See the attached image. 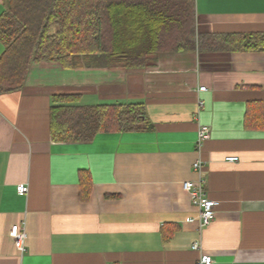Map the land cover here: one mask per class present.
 <instances>
[{
	"label": "crops",
	"instance_id": "0c3cea01",
	"mask_svg": "<svg viewBox=\"0 0 264 264\" xmlns=\"http://www.w3.org/2000/svg\"><path fill=\"white\" fill-rule=\"evenodd\" d=\"M194 6L199 33L264 32V0ZM60 93L79 94V104L142 102L148 127L53 140L49 109ZM247 114L262 126H245ZM197 159L217 201L204 228L183 188L199 177ZM81 170L91 178L86 200ZM20 222L24 252L10 235ZM201 254L264 264V50L166 52L142 68L41 61L21 89L0 91V264H196Z\"/></svg>",
	"mask_w": 264,
	"mask_h": 264
},
{
	"label": "trees",
	"instance_id": "16d2710c",
	"mask_svg": "<svg viewBox=\"0 0 264 264\" xmlns=\"http://www.w3.org/2000/svg\"><path fill=\"white\" fill-rule=\"evenodd\" d=\"M194 0H4L0 13V91L23 87L41 61L63 67L142 68L158 54L189 50H264V32L196 30ZM79 94L51 97L53 140L85 142L99 132L148 127L142 102L79 104ZM263 118L245 126L261 127ZM80 198L90 193L87 170L79 171Z\"/></svg>",
	"mask_w": 264,
	"mask_h": 264
},
{
	"label": "built area",
	"instance_id": "2783aa9c",
	"mask_svg": "<svg viewBox=\"0 0 264 264\" xmlns=\"http://www.w3.org/2000/svg\"><path fill=\"white\" fill-rule=\"evenodd\" d=\"M205 86H199V90H205ZM209 136L208 126H203L200 128L198 133L197 146L200 148L202 141ZM226 161L236 162L238 161V156L229 155L225 157ZM203 165L204 162L201 159H197L193 162V169L199 174L196 180H186L183 182V188L189 193L191 203L198 209V222L199 227L204 228L213 219L215 206L217 201L208 197L207 191L205 190L204 184L205 180L203 178ZM28 187L26 185H20L18 187V193L20 195L26 194ZM10 235L14 241L16 248L24 252L25 251V240L26 231L24 222L14 224L10 228ZM192 249L199 248V242H193L191 245ZM212 257L208 254H201L196 264H212Z\"/></svg>",
	"mask_w": 264,
	"mask_h": 264
}]
</instances>
